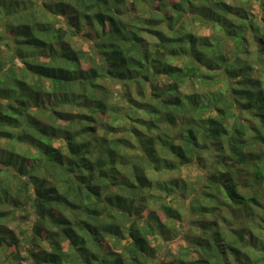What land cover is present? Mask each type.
I'll return each mask as SVG.
<instances>
[{"label": "trees", "instance_id": "1", "mask_svg": "<svg viewBox=\"0 0 264 264\" xmlns=\"http://www.w3.org/2000/svg\"><path fill=\"white\" fill-rule=\"evenodd\" d=\"M236 8L0 0L12 264H264V20Z\"/></svg>", "mask_w": 264, "mask_h": 264}, {"label": "rangeland", "instance_id": "2", "mask_svg": "<svg viewBox=\"0 0 264 264\" xmlns=\"http://www.w3.org/2000/svg\"><path fill=\"white\" fill-rule=\"evenodd\" d=\"M228 4H231L234 6H237L238 8L234 9L233 12L238 11V9H240L241 7H245L244 10H246V16L248 17H252L253 23L255 25L259 24V18H262L264 20V6L262 5V3L264 2V0H225ZM247 17V19H249ZM197 28H200V24L197 25ZM225 28V26H224ZM199 33L203 34V35H211V34H217L219 33L218 30L210 28V27H203L200 28ZM245 37V44H247V51L246 53H241L240 55H242L243 57H247L249 59H255V49L257 48V46L255 45L254 41H253V37L250 33V31L247 29L246 33L244 34ZM225 44H226V48L230 49L233 47V42L231 40H228L226 38H224ZM257 67V66H256ZM262 68V65L260 66ZM263 70H264V66H263ZM257 72H253V76H256ZM189 173L191 175L194 176V174H196V172H192L189 171ZM14 195V193L12 194V196ZM181 201H183L184 199H180ZM26 210H21L22 213H24L26 215L27 212H25ZM146 211L143 212V216H145ZM16 221L14 223H11V227L15 229L16 234L18 235V238L21 240V242L23 243L22 246L23 247H28L27 244L25 242H23V231H25L26 229H23L25 227V225H23L22 223H18L17 221V225L15 226ZM21 224V225H20ZM27 229H29L28 226H26ZM23 229V230H22ZM29 230H27L28 232ZM180 243V237L175 238L171 244H169V248L172 252H175L178 248V245ZM16 247L12 246L6 249V252L1 253L0 252V264H12V262L10 261V251L14 250ZM20 253L21 255H25V249L20 248Z\"/></svg>", "mask_w": 264, "mask_h": 264}]
</instances>
